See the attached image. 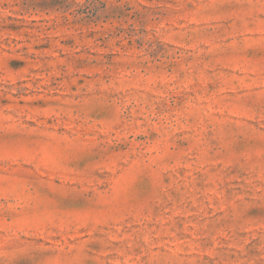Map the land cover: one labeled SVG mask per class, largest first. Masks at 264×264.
Segmentation results:
<instances>
[{"label": "rangeland", "instance_id": "374dc122", "mask_svg": "<svg viewBox=\"0 0 264 264\" xmlns=\"http://www.w3.org/2000/svg\"><path fill=\"white\" fill-rule=\"evenodd\" d=\"M0 264H264V0H0Z\"/></svg>", "mask_w": 264, "mask_h": 264}]
</instances>
